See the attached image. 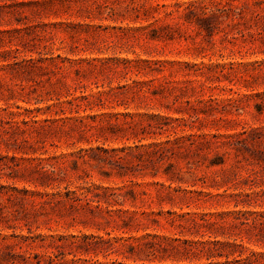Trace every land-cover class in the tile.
I'll list each match as a JSON object with an SVG mask.
<instances>
[{"label": "rangeland", "instance_id": "1", "mask_svg": "<svg viewBox=\"0 0 264 264\" xmlns=\"http://www.w3.org/2000/svg\"><path fill=\"white\" fill-rule=\"evenodd\" d=\"M0 264H264V0H0Z\"/></svg>", "mask_w": 264, "mask_h": 264}]
</instances>
